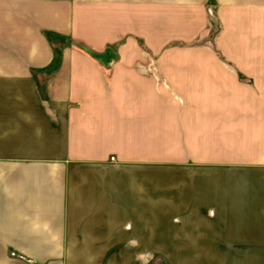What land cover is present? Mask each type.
I'll use <instances>...</instances> for the list:
<instances>
[{
    "label": "crops",
    "instance_id": "obj_1",
    "mask_svg": "<svg viewBox=\"0 0 264 264\" xmlns=\"http://www.w3.org/2000/svg\"><path fill=\"white\" fill-rule=\"evenodd\" d=\"M157 254L264 264V0H0V264Z\"/></svg>",
    "mask_w": 264,
    "mask_h": 264
},
{
    "label": "rangeland",
    "instance_id": "obj_2",
    "mask_svg": "<svg viewBox=\"0 0 264 264\" xmlns=\"http://www.w3.org/2000/svg\"><path fill=\"white\" fill-rule=\"evenodd\" d=\"M55 45V48L58 51V46L60 44H63L65 41L61 38H53L52 39ZM96 56H98V54L94 53ZM145 262H149L150 264H181L183 261H170V260H165L163 258L160 257V254H157L156 259L154 260H150V261H145Z\"/></svg>",
    "mask_w": 264,
    "mask_h": 264
}]
</instances>
